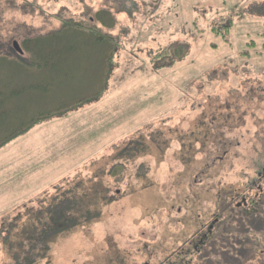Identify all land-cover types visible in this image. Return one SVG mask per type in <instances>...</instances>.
Listing matches in <instances>:
<instances>
[{
    "label": "rangeland",
    "instance_id": "374dc122",
    "mask_svg": "<svg viewBox=\"0 0 264 264\" xmlns=\"http://www.w3.org/2000/svg\"><path fill=\"white\" fill-rule=\"evenodd\" d=\"M101 12L111 25L97 22ZM89 20L115 39L113 52L89 51L83 34L67 31L62 71L44 77L54 102L35 105L94 94L112 55L106 90L0 151V264H12L2 240L16 216L75 186L88 203L93 183L97 219L49 243L44 259L22 264H222L221 245L204 241L219 215L227 218L222 232L236 236L234 263L264 264V240L248 241L262 232L245 221L264 209L260 184L251 189L264 166V0H0V40H12L16 53L15 43L26 51L27 39ZM31 75L23 74L25 87ZM244 198L259 201L256 212L243 207L235 220L221 208ZM206 245L208 257L200 254Z\"/></svg>",
    "mask_w": 264,
    "mask_h": 264
},
{
    "label": "trees",
    "instance_id": "16d2710c",
    "mask_svg": "<svg viewBox=\"0 0 264 264\" xmlns=\"http://www.w3.org/2000/svg\"><path fill=\"white\" fill-rule=\"evenodd\" d=\"M104 15L107 16L109 24L103 21ZM96 20L104 27L113 23V19L108 12L98 13ZM94 21L89 20V22H85L87 25L73 21H65L62 26L63 28L59 32H50L43 37L25 40L23 46L26 48V51H22V54L17 50V53L14 52L11 45L12 40L10 42L0 40V151L16 139L26 135L38 125H42L56 118L67 117L71 112L87 104L100 101L106 90L107 80L113 67L112 55H109L103 61V80L94 94L74 96L72 98L63 97L62 94H59L58 99H60L59 101L62 104L58 106L52 105L47 107L48 109H41L35 105L37 100L54 102L53 97L49 96L50 85L45 83L44 77L49 76V79L52 80L62 71V63L60 60L62 59L61 55H64L65 52H61L60 45L64 36L68 34L67 31L83 34L84 42L82 45L89 51L97 52L106 50L113 52L115 39L103 35L99 27L94 25ZM73 49L76 51L78 48ZM67 50L71 51L70 49ZM27 53L31 54L30 58L25 57ZM163 67L169 66L164 65ZM28 70L34 71V75H31L34 78L29 81L33 83L25 87L22 76ZM22 97L23 99H21ZM17 99L19 100V104L15 101ZM10 102H14L15 105L12 106L9 104ZM224 109L227 111L228 107L226 106ZM28 114L31 117L25 119ZM212 120H214L213 117L209 118V121ZM213 124L212 121L207 127H211ZM218 139L220 137L214 136L212 141L219 143L218 148L223 150L224 146L223 148L220 146V140L217 141ZM203 140L207 142L210 140V137L205 135ZM121 168H123L122 165L115 167L112 175L115 176V173L120 171ZM259 173H264V170L260 169ZM96 187L97 184L93 183V187L90 189L92 192L90 195L91 201L88 203H86L88 197L85 190L79 186H75V188L69 191L60 192L57 190L60 193L57 194L54 202L46 203L39 212L24 213L23 215L20 214L21 216H16L15 220H13V225L11 224L9 226L7 237L2 240V244L6 247V252L9 254L12 264H22L21 261L23 260L33 262L35 259H44L49 250V243L56 239L64 238L74 227L81 228L87 226L91 220L97 219L99 202L97 201L98 196L93 193ZM105 196L106 200H108V193ZM221 201L222 199L219 200L220 203ZM243 207H239L235 199H231L227 204L222 205L221 208L227 214H230V217L233 214L236 220V211L241 210ZM218 217L224 221L227 219L220 215ZM257 218H260L259 221L262 223L264 209H261L255 219ZM255 219L251 220L248 216L246 217L245 221H248V229L262 232V234L253 238L252 232L248 235V241L259 243L264 240V231H262L264 224L262 223L260 230H256L254 227ZM245 221L242 223L246 224ZM222 227L220 225L215 228L219 232L218 237H215L216 239L212 237L208 241V244L215 241L221 245L217 250L219 253H223V256L226 258L222 264H235L233 257H235L234 245L236 236L234 239L229 238L234 232L224 234ZM228 238L230 242H227ZM225 243L230 245H224ZM231 248L232 251L230 250ZM206 249L207 247L203 251L206 253L204 256L208 253ZM248 250L251 253V249ZM203 259L207 260L206 257ZM228 260H232V262H228ZM203 264L207 263L203 261Z\"/></svg>",
    "mask_w": 264,
    "mask_h": 264
},
{
    "label": "flooded vegetation",
    "instance_id": "af4514ba",
    "mask_svg": "<svg viewBox=\"0 0 264 264\" xmlns=\"http://www.w3.org/2000/svg\"><path fill=\"white\" fill-rule=\"evenodd\" d=\"M260 169H263L264 170V166L263 167H261V168H259V170ZM258 175H259V180L258 181H252L251 182V189L252 188H254L253 186L255 185H257V183H259L260 184V186H259V191H260V193H261V195L263 196L264 195V193H263V191H264V188L262 187V188H260L261 186H262V179L264 178V173H259L258 172ZM256 187H258V186H256ZM259 196V195H258ZM261 196V197H262ZM261 201H262V205H264V198H261ZM259 203V201H257L256 202V200H254V198L253 199H249L248 198V202H247V199L246 198H244L243 199V204H241V205H239V207H241V206H244L245 208L248 206V214L249 213H252L251 211H255L256 212V205ZM225 223V221L223 220V219H220L219 217H217V218H215V220L213 221V223H211V225H209V227H210V230H209V232H208V234L210 233V237H208V236H205L204 237V241L205 242H207L208 243V241L212 238V235H213V233L216 231L215 230V228L217 227V226H220L221 224H224ZM205 226V225H204ZM205 228V227H204ZM218 236V233H216L215 235H214V238L215 237H217ZM208 245V244H207ZM207 245H206V247H207ZM205 247V248H206ZM205 248H203L202 249V251H200V254L201 253H203V251L205 250Z\"/></svg>",
    "mask_w": 264,
    "mask_h": 264
},
{
    "label": "water",
    "instance_id": "95a60500",
    "mask_svg": "<svg viewBox=\"0 0 264 264\" xmlns=\"http://www.w3.org/2000/svg\"><path fill=\"white\" fill-rule=\"evenodd\" d=\"M14 45H15L16 50H17L19 53L22 54L23 52H22V50L19 48L18 44L15 43Z\"/></svg>",
    "mask_w": 264,
    "mask_h": 264
}]
</instances>
